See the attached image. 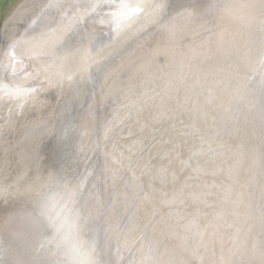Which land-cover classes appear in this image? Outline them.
<instances>
[{
    "label": "bare ground",
    "instance_id": "1",
    "mask_svg": "<svg viewBox=\"0 0 264 264\" xmlns=\"http://www.w3.org/2000/svg\"><path fill=\"white\" fill-rule=\"evenodd\" d=\"M47 2L49 0H0V48L4 47L9 38L24 35L31 21L40 14ZM59 2L71 6L58 14L57 24L54 25L56 31L52 28L42 30L50 33L44 42L48 46L58 47L67 34L76 30L87 29L94 33L95 38L88 55L98 63H93L86 72L91 78L87 88L95 89L97 99H102L103 103H98L93 113L105 121L119 117L114 132H109L107 140L93 134L90 138L85 137L81 143L80 130H67L69 142L81 153H87L88 171L93 173L88 186L94 182L101 192V204L90 202L104 213L99 218L100 223L103 224L105 216L113 211L112 205L116 202L117 219L112 223L115 225L119 220V228L125 233L128 216L132 211L130 209L124 213L125 194L129 202L132 200V190L126 187L132 180V171L127 168V161L124 167L119 163L114 165L117 169L114 179L112 172L105 174L101 170L104 165L103 154L111 153L114 148L117 154L131 156L132 168L140 182L152 184L157 189L158 197L171 200L176 196V203L171 208L164 205L161 213L156 215L153 220L155 231L150 226L130 236L133 246L130 251H123L121 264H161L162 261L182 264L189 259L188 250L193 243L201 241L199 235L193 239L192 234L184 229V225L193 218L198 219L200 231L204 234L203 243L208 248L206 259L211 257L223 264V256L229 264H241L247 257L232 253L250 252L253 244L261 239L257 229L249 231L251 222L245 223V207L239 209L241 215L237 218L236 227L218 231L212 226L219 203L217 197H209L210 206H206L194 196L206 190L205 184L211 185L214 180L219 182L221 179L210 174L219 161L208 150V143H203L204 151H200L201 137L211 143L213 148L221 138L232 145L244 144L245 152L259 147L258 119L255 136L252 135L251 119L247 123L241 119L237 125L238 130L233 129L231 124L227 131L222 129L227 93L235 85V80L225 79V74L230 70L229 66L235 63L236 56L230 53L226 43L221 47L217 37V33L225 29V40L229 38L228 33L240 32L233 47L242 48L243 43L249 41L255 62L261 36L258 31L259 22L256 19V23L246 28L242 19L244 15L253 12L258 15L255 9L245 7L254 0H198L200 12L191 22L179 18L177 13L185 5L193 3V0ZM158 3H163L165 7L162 10L149 7ZM121 5L126 7L121 9ZM114 13L121 14L119 20ZM154 15H158L161 21L174 23V36L170 37L157 23L151 22ZM173 17H176L174 21ZM118 25L120 35L117 37ZM124 25L129 27L125 28ZM34 34L40 39V31ZM148 36L152 37L149 43L142 48L137 47ZM110 43L117 44L125 53L130 54L124 60L123 67L115 72L104 70L106 64L118 67L119 57H110ZM39 53L40 50L34 52L31 59L17 57L18 61L22 59V67H13L5 57L0 56V171H4L7 164L8 177L15 175L19 153L26 147L28 126L43 121L47 127L56 125L59 131V115L70 97L67 80L65 95L59 99V103L55 87L33 94L37 99L28 102L8 96L11 90L39 87L41 82L46 84L45 75L52 76L60 71L59 67H49L45 63L46 58ZM66 64L67 67L63 69L66 74L75 71L79 67V56L75 61L69 59ZM180 75L183 76V82L176 79L174 84L170 83ZM197 80L204 86L192 87ZM208 85H215L211 102H208ZM242 107L247 111L246 104ZM86 108L87 104L77 110L81 115H86ZM129 111L132 115L122 119ZM98 125V119L89 118V128L98 129ZM218 128H221L220 136H217ZM43 130L41 128L37 131ZM97 144L98 149L93 150ZM42 147L51 163L55 146L49 136H44ZM193 152L199 154L193 156ZM181 161L188 163L185 165ZM197 166L208 170L209 174H197L193 171ZM72 167L77 172H85L83 165L80 167L73 163ZM162 168L167 169L163 181L158 178ZM75 175L74 172L73 179ZM248 178L246 161L236 177L237 191H247L240 186L246 184ZM3 180L4 177L0 176V181ZM105 181L108 186L106 191ZM63 183L60 178L49 180L45 172L42 182L31 190V195L7 199L0 197V261L4 264H76L74 257L77 246L87 251L96 238L94 231L86 228L77 236L70 228H66L62 235H57L38 216L34 203L36 198L49 202L53 216L65 208L67 200ZM24 187L28 189L30 185L25 184ZM256 197H259L258 191ZM82 204L83 198L75 207ZM68 207L73 206L68 204ZM101 241L109 246L104 247L109 255L116 252L114 235L110 234L104 241L101 230ZM101 258L107 259L109 256L101 255Z\"/></svg>",
    "mask_w": 264,
    "mask_h": 264
},
{
    "label": "snow or ice",
    "instance_id": "2",
    "mask_svg": "<svg viewBox=\"0 0 264 264\" xmlns=\"http://www.w3.org/2000/svg\"><path fill=\"white\" fill-rule=\"evenodd\" d=\"M68 3H60L59 0H49L42 8L40 14L36 16L30 23L29 29H27L24 35H17L9 38L4 43V47L0 48V56L5 57L9 64L13 67H22V59L17 60V57L32 58V55L37 50H40V55L45 57V63L49 67H59L60 71H57L54 75H45L44 82H41L39 87H33L29 89H15L8 91L10 98H22L25 102L37 99L38 92L48 91L50 88L55 87L57 89V103L59 99H62L65 95V82L67 80L70 97L65 101V105L60 112V130H57L56 125L47 127L43 121L36 122L28 126L26 133V147L19 153V159L16 161L15 175L12 177L7 176V164L4 171H0V176L4 177L3 181H0V197L7 199L12 196H25L31 195V190L42 182L43 173H47V178L52 180L54 178H60L64 181L63 189L67 204L60 213L53 216L51 211V205L43 198H36L34 203L38 209V216L45 223L46 227L54 229L57 235H62L66 228H70L77 236L81 231L88 228L94 231L95 239L88 246L87 251H83L80 246H77L75 254L76 264H121L123 261V251H130L133 246V240L130 239L132 234L142 232L144 229L155 227L153 220L156 215L161 213L162 206L166 205L171 208L176 203V196L174 195L171 200L164 198L161 199L157 196V189L152 184L145 185L140 182L139 177L136 175L135 169L132 168L131 156H125L123 153L117 154L115 148L111 153L105 152L104 165L102 171L107 174L113 173V179L117 169L115 164L119 163L121 167L125 166L127 161V168L132 171L131 183L126 185L132 190V200L128 201V197L125 194L124 213H128L132 209L131 214L128 216V224L126 225L127 232L122 233L119 228V220L113 225V220H116L115 208L116 202H113V211H110L104 218L103 224L100 223V217L104 215L99 208L92 205L91 201H96L97 204H101V192L97 189L94 182L90 184L89 178L93 175L88 171L87 153H81L77 150L68 140L67 130L69 128L81 131V143L85 137L90 138L93 134L98 137H102L103 140L109 139V132H114V125L116 119L105 121L102 117H97L93 113L94 107L103 100H98L95 89L89 90L87 85L91 83V78L86 75L88 68L93 63H98L97 60L88 55L92 40L95 38L94 33L88 32L87 29L76 30L67 34L60 45L48 46L46 45L45 38L50 35L43 29L52 28L53 31L57 29L54 25L57 24V16L63 12L65 8L69 7ZM121 9L126 7L120 6ZM158 10H162L165 5L158 3L155 5H149ZM245 7H251L255 9L256 3L253 2ZM261 8H264V0L260 4ZM138 10V9H136ZM200 12L198 0H193V3L185 5L177 13L179 18L184 19L186 22H191L193 18ZM114 16L119 20L120 13H114ZM176 17H173V21ZM245 27H250L256 23L255 13L246 14L242 17ZM151 22L157 23L159 27L168 32L172 37L175 34V25L173 22H164L159 19L158 15H154L151 18ZM203 26V25H202ZM125 28L129 25H124ZM40 31V39H37L34 33ZM227 30L217 33L220 46L226 43L229 47L231 54L236 56V61L233 65L229 66V71L225 74V79L235 80L234 88L227 93V102L223 107L222 116V129L227 131L229 125L235 130L240 120L243 119L246 123L251 119L252 135H256V121H259V147L251 148L247 152L244 151V144L232 145L227 140L219 139L216 142V147L213 148L204 137H201L202 144L200 151H204L203 143H208V150L212 151L219 163L211 170L213 177H221L219 182L215 180L211 185L205 184V191L195 195L194 198L209 205L208 198L216 196L219 203L216 207L213 215L214 223L212 226L218 231L223 229L236 227L238 224V217L241 215L239 209L241 206L245 207L244 213L245 223L249 221V231L257 229L261 239L257 243H254L250 252L232 253L233 255L246 256L247 259L242 260L241 264H264V19H261L258 24V31L261 34L259 45L256 48L255 62L253 57V47L249 41H245L242 48H234L233 45L237 41V37L241 35L240 32L228 33V39L225 40V32ZM120 35V28L116 36ZM151 36L144 37L143 40L137 44V47H144L149 43ZM111 48L110 57L115 59L119 57L117 61L118 67H114L111 64H106L104 70L118 71L119 67H123L124 60L130 56L129 53H125L123 49L119 48L117 44L110 43L108 45ZM102 51V50H101ZM82 53V54H81ZM99 55V53H98ZM79 56V67L75 71H69L67 74L63 71L67 67L66 62L69 59L75 61ZM257 76L259 77L257 80ZM179 79L183 82V76L174 77L173 81ZM206 81V77H205ZM219 83V82H218ZM204 85L197 80L192 87H203ZM215 85H208L209 96L208 102H211L214 98L212 96V88ZM86 115H81L77 110L78 107H84ZM247 105V111H245L243 105ZM132 115L129 111L122 119H127ZM89 118L99 120L98 129L89 128ZM121 119V122H122ZM43 128V132H38V129ZM221 128L217 129V136H220ZM47 135L52 140L55 146L52 149L54 154V160L49 163L48 157L42 147L44 142V136ZM99 144L93 148L98 149ZM131 151V149L129 150ZM175 151V148H173ZM199 153L193 152V156ZM83 155V159L81 158ZM74 157V159H73ZM191 159V157H189ZM248 162L249 178L246 184L241 185L242 189L247 191L236 190V177H238L241 168L245 162ZM76 163L80 167L83 165L85 172H77L72 167V164ZM182 164L187 165L188 162L181 161ZM197 174L204 173L209 174L208 170L199 166L193 169ZM76 173L73 179V173ZM87 173V174H85ZM167 175V169L162 168L158 173V178L162 181ZM175 179V177H173ZM25 184H29L30 188L26 189ZM107 183L105 181V191L107 190ZM259 192V197H256V192ZM86 194V195H85ZM222 197V199H220ZM83 198V204L80 207H75L80 204ZM68 204L73 207L69 208ZM171 214V213H170ZM232 217L233 219H229ZM186 232L191 233L194 239L195 236L201 237L200 243H193L188 250L189 259H186L182 264H220V262L209 257L206 259L208 252L207 246L203 243V233L200 231V224L197 218H193L186 225H184ZM101 230H103V240L106 241L110 234L116 238V252L109 255L104 251V245L101 241ZM237 227V232H239ZM44 246L41 241V247ZM99 248V250H98ZM6 251V250H5ZM101 255L109 256L107 259L101 258ZM214 256V253H213ZM83 257V258H81ZM221 262L223 264H229V261L225 260L221 256ZM0 264H4L0 261ZM161 264H173L172 261H162Z\"/></svg>",
    "mask_w": 264,
    "mask_h": 264
},
{
    "label": "clouds",
    "instance_id": "3",
    "mask_svg": "<svg viewBox=\"0 0 264 264\" xmlns=\"http://www.w3.org/2000/svg\"><path fill=\"white\" fill-rule=\"evenodd\" d=\"M254 2L257 5V7L255 8V12L258 14L256 15V19L259 22L261 19H264V8L260 7L262 0H254Z\"/></svg>",
    "mask_w": 264,
    "mask_h": 264
}]
</instances>
